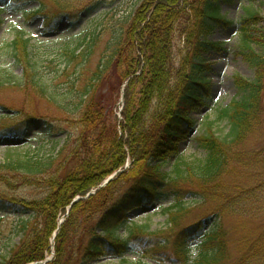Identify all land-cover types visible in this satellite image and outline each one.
Wrapping results in <instances>:
<instances>
[{"label": "trees", "instance_id": "16d2710c", "mask_svg": "<svg viewBox=\"0 0 264 264\" xmlns=\"http://www.w3.org/2000/svg\"><path fill=\"white\" fill-rule=\"evenodd\" d=\"M221 1L202 0L195 12L207 32L230 25L219 16ZM14 2L0 7V24L8 7H20ZM194 7V0H144L139 5L124 40L106 65L114 67L122 85L127 83L122 119L111 122L93 103L86 108L79 122L80 136L66 161L73 169L64 177L46 180L49 193L44 199L20 202L38 223L2 264L45 261L62 216L65 222L55 240V255L47 264H97L96 260L110 257L120 264H264V231L237 235L232 229L229 235L220 228L226 219L245 218L253 223L264 215V202L260 201L264 187L244 185L246 179L264 173L252 172L247 158L236 149L257 133L263 114L264 52L258 54L254 46L264 51V31L257 38L243 27L241 56L256 73L252 82L236 77L238 96L220 109L218 120H227L230 128L227 137L219 138L208 129L195 140L204 157L184 161L180 149L197 125L195 115L212 103L210 72L204 76L210 66L200 42L194 44L174 82L173 44L176 33H182L180 22ZM250 14V21L261 19L256 12ZM183 33L191 41L195 35L190 28ZM30 46L31 40L21 35L8 49L14 60L32 67ZM46 156L11 161L0 168L39 176L54 164L55 158ZM128 161L130 169L124 170ZM115 173L116 178L102 188ZM92 191L96 193L85 199ZM78 197L84 199L73 203ZM154 204L167 205L163 229L127 223L131 211ZM187 204L206 207L212 226L205 230L201 220L181 227ZM28 224L29 220L24 222L22 233L29 230ZM123 227L126 236L118 233ZM78 230L87 236L85 242ZM192 239L198 240L195 246Z\"/></svg>", "mask_w": 264, "mask_h": 264}, {"label": "rangeland", "instance_id": "374dc122", "mask_svg": "<svg viewBox=\"0 0 264 264\" xmlns=\"http://www.w3.org/2000/svg\"><path fill=\"white\" fill-rule=\"evenodd\" d=\"M0 1L1 4H9L11 0ZM142 1L22 0L15 3L12 0L20 7L12 5L1 14L0 165L31 157L42 159L46 155L53 156L55 160L52 168L39 176L0 168V264L11 257L12 251L27 237L30 227L38 223L20 202L44 199L49 193L46 180L58 175L64 177L73 169V165L66 166V161L80 136L79 122L86 108L93 103L104 110L111 122L115 123L119 118L123 85L114 67L106 65L111 61L119 41L124 40ZM194 2L193 11L179 25L182 33H176L173 44L175 83L176 73L194 51V40L191 41L183 33L184 28L196 29L189 21L195 20L193 15L202 7V0ZM220 4L219 16L224 15L230 26L217 27L209 38L219 44L217 51L203 55L213 64L210 77L212 103L206 114L196 115L197 126L182 152L184 161L204 157L195 140L208 129H212L219 138L227 137L230 130L228 121L218 120V116L220 109L227 107L238 96L234 78L238 76L249 81L255 78V69L247 63L245 56H241L242 27L248 16L246 12L258 10L256 12L263 20L255 24L258 32L254 36L261 37L260 33L264 31V0H222ZM35 11L40 13L33 15ZM251 28L254 29L253 26ZM21 35L24 39H31L32 67L14 60L8 49L13 40ZM254 50L258 54L264 52L256 45ZM236 149L247 158L252 172L264 173V109L257 133ZM173 162L174 159L167 168ZM255 184L264 187V174L244 181V185ZM125 188L126 184L123 190ZM260 197V201L264 202V191ZM149 208L143 206L131 211L127 223L133 221L147 224L152 230L163 229L168 219L163 208L156 206L146 212ZM185 208L181 227L201 220L206 224L205 230L212 226V221L208 224L206 207L187 204ZM28 220L29 230L22 233L24 222ZM220 228L226 229L229 235L232 229L237 235L243 231L261 233L264 231V215L253 223L245 221V218L241 221L226 219ZM77 232L85 242L87 236L79 230ZM119 233L125 236L126 228L120 229ZM203 235L204 232L201 233ZM197 239H192V246L196 245ZM130 258L136 260L137 256L131 255ZM97 263L120 264V261L110 257L99 259Z\"/></svg>", "mask_w": 264, "mask_h": 264}, {"label": "bare ground", "instance_id": "6f19581e", "mask_svg": "<svg viewBox=\"0 0 264 264\" xmlns=\"http://www.w3.org/2000/svg\"><path fill=\"white\" fill-rule=\"evenodd\" d=\"M193 17L195 18V20L193 19L192 21H189V24H192V27L196 28L194 30L195 35L193 37V40H194V43H195V41H197V40L198 41L195 43V45L198 42H200L202 44V46H204L203 48H204V53L205 54H209L210 52H213V51L216 52L217 51V46L212 41H210L209 38H210V35L217 28L213 29L212 31L207 32V30L205 29V26H203L202 24L197 22V17H196L195 13H194ZM198 31H199V33H198ZM208 65L210 66V71L207 68L206 73H205L204 76L207 77L209 72H210V74H209V79H210L211 74L213 73V69H212L213 64L208 62ZM119 110H120V108H119Z\"/></svg>", "mask_w": 264, "mask_h": 264}, {"label": "water", "instance_id": "95a60500", "mask_svg": "<svg viewBox=\"0 0 264 264\" xmlns=\"http://www.w3.org/2000/svg\"><path fill=\"white\" fill-rule=\"evenodd\" d=\"M151 209H149L148 211H150Z\"/></svg>", "mask_w": 264, "mask_h": 264}]
</instances>
